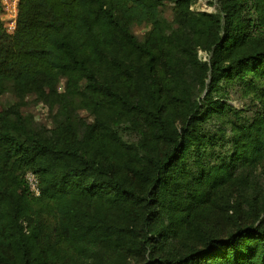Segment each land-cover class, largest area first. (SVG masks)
I'll list each match as a JSON object with an SVG mask.
<instances>
[{"label": "trees", "instance_id": "1", "mask_svg": "<svg viewBox=\"0 0 264 264\" xmlns=\"http://www.w3.org/2000/svg\"><path fill=\"white\" fill-rule=\"evenodd\" d=\"M162 1L19 0L15 30L0 20V97L34 93L60 118L41 132L0 101V264H264L260 214L177 250L188 214L162 212L202 209L237 168L264 167V0H216L210 13L170 0L171 20ZM235 90L254 111L229 103Z\"/></svg>", "mask_w": 264, "mask_h": 264}, {"label": "rangeland", "instance_id": "2", "mask_svg": "<svg viewBox=\"0 0 264 264\" xmlns=\"http://www.w3.org/2000/svg\"><path fill=\"white\" fill-rule=\"evenodd\" d=\"M172 7L173 3L170 0H163L159 7L161 15L167 20L172 18ZM189 9L195 12H215L217 9L216 0H196L189 6ZM148 29L149 26L145 24L132 26V32L139 39L143 37ZM197 56L201 61L208 59L207 52L200 49L197 51ZM64 85V80H60L56 86L57 91L63 92ZM229 98V103L241 109L244 113H251L255 110L251 97L243 96L237 90L230 91ZM0 101L4 107L19 102L20 111L24 116L30 118L33 127L41 132L49 133L60 125V118L57 116V105L38 99L34 93L18 98L13 93L11 86L8 85L1 95ZM171 112L179 120V111L171 108ZM74 113L78 116L77 118L83 119L87 123L93 122L92 115L87 109L81 107L80 100L77 97L74 99ZM99 137L102 139L100 135ZM123 139L135 142L138 136L135 131H128L123 135ZM96 144H98L97 139ZM103 148L108 152L106 146ZM121 158L128 160L130 158L129 152L124 149ZM233 177L231 184L217 192L213 199L206 204L208 206L202 209L190 210L189 205L186 203H180L177 207L168 206L166 202L163 203L162 212L165 222L171 220L172 216L174 219H178L188 214L186 221L173 239L175 249L181 250L187 242L197 241L200 229L209 233L224 235L232 229L236 220L241 223L250 222L257 214H260L259 217L264 220V167H240L234 171ZM257 208H259L258 212H256ZM228 215H231V218H228ZM129 264H132V260L129 261Z\"/></svg>", "mask_w": 264, "mask_h": 264}, {"label": "built area", "instance_id": "3", "mask_svg": "<svg viewBox=\"0 0 264 264\" xmlns=\"http://www.w3.org/2000/svg\"><path fill=\"white\" fill-rule=\"evenodd\" d=\"M19 0H0V20L7 33H12L16 27ZM28 191L33 196H39L40 189L36 175L26 171L23 175Z\"/></svg>", "mask_w": 264, "mask_h": 264}]
</instances>
